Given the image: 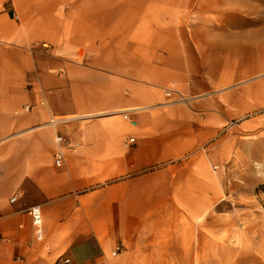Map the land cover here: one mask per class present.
<instances>
[{
  "label": "rangeland",
  "instance_id": "374dc122",
  "mask_svg": "<svg viewBox=\"0 0 264 264\" xmlns=\"http://www.w3.org/2000/svg\"><path fill=\"white\" fill-rule=\"evenodd\" d=\"M137 1L0 0V14L17 25L19 36L30 29L43 33L30 47L36 68L29 75L36 87L29 81L21 91L36 88L59 107L78 77L73 64L94 71L124 66L129 72L137 55L141 65H157L166 51L156 49L161 38L156 28H207L209 33L198 37L219 38L220 48L185 47L186 58L172 61L178 63L176 77L152 83L141 104L128 109L155 117L162 124L157 137L165 135L172 144L169 157L148 167L165 179L161 201L181 205L173 219L184 250L172 264H264V0H139L150 17L134 28L138 22L131 10ZM91 12L100 18L91 19ZM100 21H106V35ZM2 59L0 50V92L10 89L12 77L11 63ZM120 75L130 82V73ZM121 92L126 96L130 89L125 85ZM4 101L10 99L0 98ZM69 116H51L38 127ZM19 133L10 131L0 140V153ZM62 135L69 138L67 132ZM7 165L0 163V171Z\"/></svg>",
  "mask_w": 264,
  "mask_h": 264
},
{
  "label": "crops",
  "instance_id": "0c3cea01",
  "mask_svg": "<svg viewBox=\"0 0 264 264\" xmlns=\"http://www.w3.org/2000/svg\"><path fill=\"white\" fill-rule=\"evenodd\" d=\"M148 10L139 0L132 5L131 17L138 22L134 28H139L140 19L150 17ZM91 14V19L100 18ZM99 24L106 35V21ZM18 31L8 15L1 13L0 50L3 59V51L8 54L12 77L10 89L0 92V98L10 99L0 102V140L10 131L20 133L0 153V163L9 164L0 171V264H55L57 260L68 264H172V259H180L184 244L173 217L181 205L161 201L165 179L161 171L148 169L170 156L172 144L165 135L157 137L162 124L155 117L133 112L132 125L113 112L141 104L142 93L152 83L174 79L178 63L172 61L186 58L185 47L219 49V38L198 37L209 33L205 27L156 28L154 33L161 36L156 49L166 51L157 65L151 66L150 61L141 65L137 55L129 72L124 66L94 71L73 64L78 77L71 80L67 99L55 108L53 97L38 94L36 88L21 91L36 68L30 47L43 33L30 29L19 36ZM15 37L18 40L6 43ZM121 73H130V82H123ZM77 82L83 87H77ZM125 85L130 89L126 96L121 92ZM60 113L72 116L51 118L38 127ZM104 114L49 128L52 120ZM57 134L69 147L55 142ZM131 137L134 140L126 142ZM58 149L63 153L60 167L53 162ZM13 195L16 198L10 202ZM32 205L40 207L39 225L26 212ZM116 246L119 250L113 253Z\"/></svg>",
  "mask_w": 264,
  "mask_h": 264
},
{
  "label": "built area",
  "instance_id": "2783aa9c",
  "mask_svg": "<svg viewBox=\"0 0 264 264\" xmlns=\"http://www.w3.org/2000/svg\"><path fill=\"white\" fill-rule=\"evenodd\" d=\"M133 113V109L130 108V109H125L123 110L122 112V116L125 120L129 121L132 125L135 124V121L130 117L131 114ZM66 120H64L63 122H65ZM57 123H61V122H55L53 123V125L51 126H55V124ZM134 140V138H128L126 139V142H132ZM55 142L58 143V144H62L63 146L65 147H69V142L67 140H63V138L59 135H56L55 136ZM53 162L55 164V166H60L62 165L63 163V153H62V150L61 149H58L54 152L53 154ZM15 195L11 196L9 198V201L10 202H13L15 200ZM26 212L31 216V219H32V223L34 225H39L40 222H41V211H40V207L38 205H32V206H29L27 209H26ZM119 250V247H115L114 250H113V253L117 252ZM65 264H68L67 262H64Z\"/></svg>",
  "mask_w": 264,
  "mask_h": 264
},
{
  "label": "bare ground",
  "instance_id": "6f19581e",
  "mask_svg": "<svg viewBox=\"0 0 264 264\" xmlns=\"http://www.w3.org/2000/svg\"><path fill=\"white\" fill-rule=\"evenodd\" d=\"M61 121H63V120H52V121H50V123L53 124L55 122H61Z\"/></svg>",
  "mask_w": 264,
  "mask_h": 264
}]
</instances>
